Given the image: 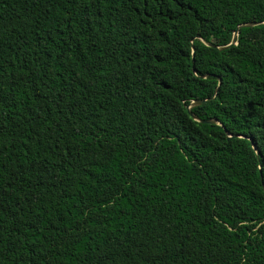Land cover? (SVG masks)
Masks as SVG:
<instances>
[{
  "label": "trees",
  "instance_id": "16d2710c",
  "mask_svg": "<svg viewBox=\"0 0 264 264\" xmlns=\"http://www.w3.org/2000/svg\"><path fill=\"white\" fill-rule=\"evenodd\" d=\"M0 264H264V0H0Z\"/></svg>",
  "mask_w": 264,
  "mask_h": 264
},
{
  "label": "water",
  "instance_id": "95a60500",
  "mask_svg": "<svg viewBox=\"0 0 264 264\" xmlns=\"http://www.w3.org/2000/svg\"><path fill=\"white\" fill-rule=\"evenodd\" d=\"M248 25H250V24H248ZM237 34V31H235L234 32V37H233V39H232V42L230 43V45L232 44V43H234V40H235V35ZM208 45H210V46H214V44H212V43H208ZM228 46V45H227ZM220 84V80H219V83H218V85ZM198 102H200V101H198ZM198 102H196V103H198Z\"/></svg>",
  "mask_w": 264,
  "mask_h": 264
}]
</instances>
